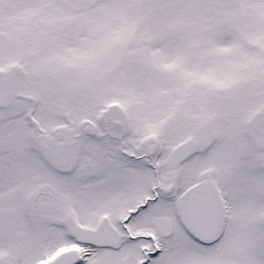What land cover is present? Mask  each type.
Wrapping results in <instances>:
<instances>
[{
    "label": "snow or ice",
    "instance_id": "6c2138e0",
    "mask_svg": "<svg viewBox=\"0 0 264 264\" xmlns=\"http://www.w3.org/2000/svg\"><path fill=\"white\" fill-rule=\"evenodd\" d=\"M0 264H264V0H0Z\"/></svg>",
    "mask_w": 264,
    "mask_h": 264
}]
</instances>
